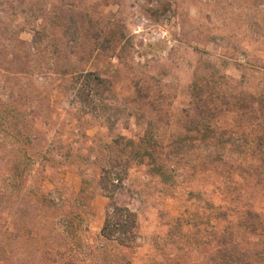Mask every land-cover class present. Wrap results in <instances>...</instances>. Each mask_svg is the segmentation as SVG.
Segmentation results:
<instances>
[{"label": "rangeland", "instance_id": "rangeland-1", "mask_svg": "<svg viewBox=\"0 0 264 264\" xmlns=\"http://www.w3.org/2000/svg\"><path fill=\"white\" fill-rule=\"evenodd\" d=\"M82 71L110 79L104 117L73 95ZM8 94L46 138L19 148L37 175L20 185L86 193L71 239L59 211L0 202V264H264V0H0V100ZM148 130L175 175L131 164L116 199L137 213L140 238L122 248L100 234L101 167L124 160L118 136ZM58 135L70 157L45 167L38 153ZM14 160L0 147V186Z\"/></svg>", "mask_w": 264, "mask_h": 264}, {"label": "trees", "instance_id": "trees-1", "mask_svg": "<svg viewBox=\"0 0 264 264\" xmlns=\"http://www.w3.org/2000/svg\"><path fill=\"white\" fill-rule=\"evenodd\" d=\"M73 82L74 97L77 102L92 106L90 110L84 111L83 114L94 113L96 118L104 117L107 99L105 91L110 85V79L102 76L96 71H82L71 78ZM196 88V86H193ZM31 113L23 112L12 101V95H6L5 99L0 100V147L6 149L10 154H13L15 160L9 168L10 173L2 180L0 186V202L16 201L24 204L23 212L28 214V211L33 210L35 213H45L46 215L54 216L56 212L64 215L62 224L67 228L69 238L79 236V231L83 224V211L85 186L79 191L71 190L64 182L52 183L53 188L47 189L44 184L39 187L25 186L22 182L24 178H37L33 167L36 160L29 158V161L17 160V153L22 146H35L43 139L36 133H30L29 115ZM83 116L76 118L80 122ZM107 119V118H105ZM210 118L204 117L203 124L207 126ZM116 123V122H114ZM115 125V124H114ZM208 127L205 128L207 130ZM59 137L53 136L49 139L48 147L45 151L39 152L41 160H44V165H50L55 161L53 156L56 153L58 156L65 157V161L70 157L69 154H63L62 149L67 146L66 143L59 140ZM209 134H204L202 141L207 139ZM56 137V138H55ZM155 135L149 130L138 140L125 139L124 136H118L116 143L122 145L125 158L119 161L114 158L108 165L101 167L99 177V187L109 199V205L105 211V218L102 224L100 234L110 242L115 243L122 248L132 249L137 246L140 238L139 220L137 213L127 205L118 203L117 194L125 187V181L128 176V170L132 163H145L147 160L154 161L152 169L164 182L174 178L175 169L173 164L168 165L167 162H159L156 159L155 153L157 149L153 145ZM7 146L9 148H7ZM163 153V152H162ZM175 154L172 153L170 159H174ZM70 164H73L69 160ZM78 171L82 172L81 166H78ZM85 183V179L83 180ZM82 182V184H83ZM65 211V212H64ZM260 216V217H259ZM258 226L264 228V219L260 214L257 215ZM54 222V218L51 220ZM245 264H253L251 261Z\"/></svg>", "mask_w": 264, "mask_h": 264}]
</instances>
